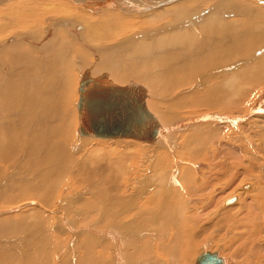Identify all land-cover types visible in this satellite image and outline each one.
Instances as JSON below:
<instances>
[{
	"label": "bare ground",
	"instance_id": "bare-ground-1",
	"mask_svg": "<svg viewBox=\"0 0 264 264\" xmlns=\"http://www.w3.org/2000/svg\"><path fill=\"white\" fill-rule=\"evenodd\" d=\"M99 55L110 64L96 70L102 80H120L112 69L131 68L170 88L171 110L206 113L177 119L157 108L160 120L151 112L158 107L156 101H146L147 89L141 85L146 110L160 129L153 141L82 135L80 88L85 79H100L89 77H96L93 59L99 65ZM173 61V66L186 63L163 72ZM190 87L194 92L184 95ZM190 122L188 130L181 131ZM81 137L126 140L114 161L121 174L112 168V185L107 175L98 182L85 170L103 162L107 167L116 150L98 145L79 159L77 148L85 145ZM243 137L249 138V145L234 143ZM133 141L151 148L132 149ZM227 150L235 151L228 152L230 162L224 159ZM187 161L197 162V168ZM202 161L208 171L198 177L195 169L198 173ZM144 165L152 167L151 175L142 172ZM227 165L244 168L231 173ZM23 166L36 174L17 179ZM15 167L20 168L16 173ZM70 172L81 194H97L96 204L91 199L83 203L93 207L72 208L79 195L61 197L57 192L64 190ZM236 176L246 182L238 188L253 191L237 196V207L228 209L223 199L222 206L212 195L213 182L221 177L235 181ZM92 180L91 189L84 185ZM151 180L152 187L146 188ZM176 180L181 192L171 184ZM0 185V207L22 210L0 217V237L15 239L13 246L0 245V264H70L65 253L75 251L69 249L79 238L75 247L80 255L74 264H156L145 257L160 255L162 264H194L200 252L212 253L207 241L238 242L240 252L246 251L249 240L264 233V0H0ZM104 194L127 199L105 221L100 211ZM144 194L150 195L145 199ZM244 215L243 221L238 218ZM225 221L237 231L232 236L220 233ZM65 231L70 234L58 235ZM121 235H126L123 241ZM259 244L255 241L247 253L254 254ZM135 254L142 256L138 262L133 261Z\"/></svg>",
	"mask_w": 264,
	"mask_h": 264
},
{
	"label": "rangeland",
	"instance_id": "rangeland-1",
	"mask_svg": "<svg viewBox=\"0 0 264 264\" xmlns=\"http://www.w3.org/2000/svg\"><path fill=\"white\" fill-rule=\"evenodd\" d=\"M25 1V0H24ZM29 1H31V0H29ZM32 1H34V0H32ZM6 6H7V4H6ZM5 6V7H6ZM2 7V6H1ZM9 31H10V29H8ZM12 30H14V28H12ZM8 32V31H7ZM12 35V34H11ZM16 36V35H15ZM172 53H173V51H172ZM115 54V53H114ZM99 61H100V64L98 65L96 62H97V58L96 57H94V59H93V62L95 63V70H94V68H93V71H95V76L96 77H92L91 75L89 76L90 78H92V79H95V78H100L99 77V74H97L96 73V70H102L104 67H108L109 68V66H110V64L109 63H105L104 61H103V56L102 55H99ZM174 62L175 61H173V62H171L170 63V66H169V69H167L166 67H164V70H163V72L164 71H167V70H172L174 67H177V66H181L182 64H184V63H186L185 61H181L178 65H175V66H173V64H174ZM116 63L118 64V67H120V66H122V64H121V60H117L116 61ZM116 69V68H115ZM129 69V71H126V69L124 68L123 70H121L120 72L119 71H117V70H114V68L112 69V73H113V75H116V76H119V77H121L122 76V79H120L119 80V78H117L116 77V80H113V81H111V80H109L108 78H106L108 81H111L112 83H116V84H118V85H122V86H124V85H126V84H128V83H130V82H133V83H135V84H140V85H142V86H144L146 89H147V94H148V97H147V102L149 103V101H148V99L149 100H151V101H156V103H157V105H155V106H158V107H156V109L155 110H152V109H150V111L152 112V113H154L157 117L159 116V110L160 111H163V112H165V114H171V117H175V118H177V119H180V118H188V116H189V114L191 115V116H193V115H199L200 113L201 114H205L206 112H203V111H198V114L196 113V114H192L190 111V113L189 112H187V111H183V110H178V109H172L171 110V107H169V105L170 104H172V101H169L168 99H171V98H169V92L171 91L170 90V88L169 87H167L166 85H163V84H161V83H159V82H157L156 80H153L152 78H151V82H150V78H145V77H143L142 76V73H138V74H135V73H133L132 72V69L131 68H128ZM130 72V73H129ZM130 75V76H132L133 77V79L132 80H129V79H127V77H123V76H125V75ZM140 75V77H138ZM142 79H143V81H145V82H148V85H147V83H145V82H143L142 81ZM150 90H153V92H151ZM203 90L204 89H200L199 90V93H202L203 92ZM260 90H263V89H260ZM77 91H78V87H77ZM158 92V93H157ZM162 92H164V94H166V96H163L164 94H161ZM194 92V88L192 87H190V88H188V89H186V90H184V95L185 94H190V93H193ZM260 92V91H259ZM259 92L258 93H256V96L259 94ZM181 93H183V92H179V93H176V97H175V101L179 98V97H181ZM175 94V93H174ZM152 95V96H151ZM156 96V97H155ZM151 97H153V98H151ZM151 98V99H150ZM147 102H146V104H147ZM77 107V106H76ZM147 107H148V104H147ZM159 110H158V109ZM149 109V108H148ZM173 112V114L172 113H170V112ZM207 112H209V111H207ZM158 113V114H157ZM210 114V113H209ZM208 114V115H209ZM212 114V113H211ZM210 114V115H211ZM174 115V116H173ZM246 115L247 114H245L244 115V117H246ZM170 116V115H169ZM159 119L161 118L160 116L158 117ZM76 120V114H75V112H74V121ZM161 120V119H160ZM78 121V120H77ZM250 121V119L248 120V119H246V121H244L245 123H248ZM218 121H216V120H213V123L214 124H217V125H219L218 123H217ZM192 123H193V121H192ZM191 122L188 124V126L187 127H185V128H181V131H185V130H188V128L190 127V125L192 124ZM225 124V123H224ZM239 125H241V124H239ZM239 125H237L238 127H239ZM237 127V128H238ZM240 128V127H239ZM77 129H78V125H77V127H76V129H75V136H77V138H79L78 137V134H77ZM231 130H234L233 128H231ZM174 132V131H173ZM240 133H241V130H240ZM224 136V135H223ZM228 137V136H227ZM82 138V137H81ZM175 139H178V137H176ZM247 139V140H246ZM80 140H84V141H82V142H84L83 144H85L84 146H82L81 148H83L84 147V149H82V150H80L79 148V146H78V151L75 153L76 154V156L75 157H79V159H85L89 154H91L93 151H95V149H98V148H95L96 146H101V145H103L102 146V148L103 149H107V150H116V153H115V155H113V161L112 162H109L110 163V165H108L107 167H106V164H104V162L103 163H101V164H99V165H96V164H94V166H88L87 167V170H85L86 171V176L87 177H90V178H93V179H95V180H99L98 182H101L100 180H104L105 178H106V175L109 177V181H110V184L112 185V182H113V179H114V177H111V174H113V172H114V170H115V172L117 173V176L119 175V174H121L120 172H119V170H118V167L117 166H115V164H114V161L115 160H117V159H119L118 157H117V154H119V150H121V147H122V145H125L126 144V140H122V139H117V140H108V139H94V138H90V137H84V138H82V139H80ZM86 140V141H85ZM229 141H230V139H228ZM246 140V141H245ZM86 142V143H85ZM137 143V144H134V143ZM133 141L130 145H129V147H131L132 149H134L135 147V149L136 150H140V147L142 148L141 150H142V152H144V151H147V150H149V149H147V148H151L150 147V145H148V144H146V143H144V142H137V141ZM77 143V144H76ZM101 143V144H100ZM128 143V142H127ZM234 143L235 144H237V145H239V144H243V145H249V143H250V140H249V138L248 137H243V139L241 138L240 140L239 139H236L235 141H234ZM74 144H76V146L77 145H79V141H77V139H76V142H74ZM135 146H134V145ZM138 144L140 145V146H138ZM142 144V145H141ZM150 144V143H149ZM127 145V146H128ZM108 148H107V147ZM114 148H113V147ZM117 146V147H116ZM143 146L146 148V149H144L143 148ZM125 147V146H124ZM139 147V148H138ZM86 148L87 149H91L90 151L89 150H86ZM138 148V149H137ZM125 149V148H124ZM143 149H144V151H143ZM124 152L126 153V152H128L129 153V149H128V147H126V150H124ZM228 152H230V153H234L235 151H233V150H227V151H225V152H223V153H226L228 156H226V157H224V159H225V161L226 162H230V159L229 158H227V157H230V156H232V155H229L228 154ZM77 154H79V155H77ZM141 155V154H140ZM236 155V154H235ZM234 161H237V160H234ZM186 163V162H185ZM185 163H183L182 165H185ZM187 163H190V165L192 166V168H193V170H194V168H197V162L195 163V162H192L193 164H191V162H188L187 161ZM21 164V163H20ZM4 165V164H3ZM75 164H72V170H77V168L74 166ZM146 165V164H145ZM143 166V168H142V172L143 173H147L146 175H151V170H152V167L150 168V169H147V167L146 166ZM201 167L203 168H199L198 169V173H197V170L195 169V175H197L198 177H199V175L200 176H202L204 173L203 172H206V171H208V169H207V167H208V165H207V163L205 162L204 163V161H202V163H201ZM68 165H65V170L68 168L67 167ZM96 166V167H95ZM114 167V168H113ZM117 167V168H116ZM145 167V168H144ZM205 167V168H204ZM22 169H18V167L16 168L15 167V169H14V172L16 173V170H19L20 171V173L21 174H17V176H16V178L18 179V177L19 178H22L23 176L24 177H27V176H29V177H33V173L34 174H36V170L34 171H32V167H30V168H27V169H25V167L23 166V167H21ZM23 168H24V171H23ZM107 168H109V172L106 170ZM114 170H113V169ZM226 168H228L229 170H231V173H239V170L241 169V168H244V165H237L236 167H233L232 165H227L226 166ZM28 169H30L28 172L27 171H25V170H28ZM207 169V170H206ZM23 172H22V171ZM205 170V171H204ZM31 171V172H30ZM89 171V172H88ZM99 171V172H98ZM148 171V172H147ZM38 172V171H37ZM133 172H135V174L137 175V174H139L140 172H139V168L137 167ZM142 172H141V174H142ZM203 174H202V173ZM223 172H225V171H223ZM245 172V171H244ZM244 172H243V174H244ZM98 173V174H97ZM200 173V174H199ZM230 174V172L229 171H226L225 172V174L227 175V174ZM29 174H31V175H29ZM202 174V175H201ZM207 174V173H206ZM243 174H242V176H243ZM208 175V174H207ZM70 176H71V172H70ZM196 176V177H197ZM74 176L72 175L71 176V178H67L66 179V184L65 185H62V188L64 189V190H62V192H60V191H57L59 194H60V196L61 197H63L62 195H64V194H67V196H70L71 194H73L74 195V197L76 196V195H79L77 198H75L76 200H75V202H74V205H73V207L72 208H75V207H77V208H79L80 210H81V208L82 209H84V208H88V207H93L96 203H95V197L97 196V194H81L82 192H83V190L81 189V187L80 186H78L77 184H76V182L75 181H71L72 179L74 180ZM98 178V179H97ZM220 178V177H219ZM25 179V178H24ZM232 180V181H231ZM235 181H233V179H229V177H221L220 179H219V182H213V183H215L213 186V193L214 194H212L213 196H217V197H214L216 200H219L220 201V204L222 205V203H223V200L225 201V202H227V203H230V202H233L232 201V198H235V201L233 202V203H231V204H229V205H225V202H224V207H227L228 209H231V207L233 206V205H236V207H237V205L239 204V202H238V200L240 199V197H239V199H238V197L237 196H241L242 194H249V193H252V191L253 190H249V192L248 193H246V192H244V191H242L241 190V188H238L239 187V185H243L244 183H246V182H244V183H242V178H241V176H236V178L234 179ZM69 181V182H68ZM152 181L153 180H151V181H146L145 182V186H146V188H149V187H152ZM18 182V181H17ZM71 182V183H70ZM75 182V183H74ZM34 183V182H33ZM74 183V184H73ZM94 183V180H92L91 182L89 181V182H87L86 184H84V185H86V187L87 186H89L90 187V189H91V187H92V184ZM180 183V180H176V181H171V184H172V186L174 187H176L177 189H178V187H179V184ZM147 184V185H146ZM253 184V183H252ZM76 187H75V186ZM83 185V186H84ZM125 185H127L128 186V184L127 183H125ZM1 186V185H0ZM73 186V187H72ZM226 186V187H225ZM236 186V187H235ZM65 187V188H64ZM238 189V190H237ZM2 189H0V191H1ZM60 190V189H59ZM178 190H180V192L182 191L181 189H180V187H179V189ZM241 191L240 193L241 194H237V191ZM228 194H230V195H228ZM1 195V194H0ZM101 195V194H100ZM123 195H125V194H123ZM126 195H128V194H126ZM148 195H150V194H144V197L143 198H145L146 199V197L148 196ZM227 195V196H226ZM235 195V196H234ZM2 196H3V194H2ZM231 198H230V197ZM233 196V197H232ZM195 197H197V196H195ZM226 197V198H225ZM68 198V197H67ZM100 198H101V204H100V211L102 212V214H103V221H105L106 219H108V216L110 215V214H112L113 212H116V211H118L119 210V205L120 204H123L127 199H125L124 197H120L119 199H115V198H113L112 196H111V194H104V195H102V196H100ZM90 199L91 200H93L94 201V203L93 204H84L83 205V203H84V201H88V202H91L90 201ZM223 199V200H222ZM231 199V201L230 202H228L229 200ZM201 200L203 201L204 199H202L201 198ZM237 200V201H236ZM205 201H207V202H209L206 198H205ZM27 202H25V204H26ZM31 204H32V202H30ZM34 204H36L35 202L33 203V206L32 207H34ZM211 204H214L213 202L211 203ZM30 205V204H29ZM27 207H28V204L26 205ZM87 206V207H86ZM223 206V205H222ZM18 206H16V205H11V206H8V207H0V217H5V215H8V214H13V213H15V212H17V211H21L22 212V210H21V207H19V208H17ZM23 207V206H22ZM36 207V206H35ZM194 207H197L196 205L194 206ZM235 207V206H234ZM233 207V208H234ZM22 209H24V208H22ZM48 209V208H47ZM237 210V209H236ZM236 210H234V211H236ZM239 210V209H238ZM46 213H49V212H47V211H45ZM220 212V211H219ZM127 213H129V212H127ZM127 213H125V214H123V215H126ZM245 216L246 215H244L243 217H238L239 219H241L242 221L245 219ZM70 219V218H69ZM81 219V218H80ZM125 219V218H124ZM72 220V219H71ZM78 220V221H77ZM76 221H75V223H73V225H77L76 223H78V222H80L79 221V218L77 219ZM102 221V222H103ZM73 222V221H72ZM83 227V228H82ZM81 228L82 229H85L86 228V226H82ZM85 227V228H84ZM87 227H89V226H87ZM91 227V226H90ZM89 227V228H90ZM73 228V227H72ZM80 228V230L79 231H82V229ZM92 228V227H91ZM146 231H148V230H146ZM210 231H212V229L210 230ZM239 231H242V230H239ZM237 231H234L232 228H230L229 227V225H228V223H227V221H225V226H223V230H222V232H220V233H224L227 237H229V236H232L233 235V233H236ZM83 233V232H82ZM88 233V232H87ZM67 234H70V232L69 231H65V232H63V233H61V232H58V235H64L65 237L67 236ZM263 235H264V233H262V234H260V236H258V237H255V238H252V239H255L252 243H251V241L249 240V243H250V245H252L253 243H255V241L257 242V244H258V242L260 243L259 245L261 246H263V248H264V237H263ZM64 236H62V237H64ZM71 236V235H70ZM126 236V235H121V240L123 241L125 238L124 237ZM79 237H81V234L78 236V238ZM157 237V236H156ZM261 237V238H260ZM158 238V237H157ZM258 238H260L259 240H258ZM80 239V238H79ZM79 239H76V240H74L76 243H74V242H72L71 243V248L69 249L70 251H71V249H74L75 251L74 252H77L76 253V255L77 256H75V258L73 259V254L72 253H74L73 251L71 252V256L69 255V251L68 252H66L65 253V259H70V261H72V262H70V264H74L75 262H74V260H76L77 258H79V255H80V251L79 250H77L76 249V247L78 246L77 245V243H79ZM257 239V240H256ZM262 239H263V241H262ZM78 240V241H77ZM10 241H12V242H10ZM261 241V242H260ZM3 242V243H2ZM10 242V243H9ZM12 243V244H11ZM207 243V245L208 244H212V247L210 246V245H208V247H210V249H211V251L212 252H217V253H219V256H221L222 258H224V260H225V264H226V262L228 263V262H231L232 263V261H233V263L232 264H264V252H260V253H258L259 251L258 250H260V251H262L263 250V248H261L260 249V246L259 245H257L255 248H256V250L254 249V254H248L247 253V251H249V244L248 245H246L245 246V249H246V251H243L242 253L240 252V250H239V248H238V245L237 244H239L238 242H236L234 245H231V244H229V243H223L222 241H220V242H218L217 244H214V243H211V242H205L204 244H206ZM262 243V244H261ZM9 244H11V246H13V245H15V239H7V238H4V237H0V245H4V246H9ZM75 244L77 245L76 247H75ZM203 244V245H204ZM153 245H155V243L153 244ZM206 245V246H207ZM237 245V246H236ZM240 245V244H239ZM234 246V247H233ZM259 246V247H258ZM261 246V247H262ZM200 247H201V244H199V246L196 248V250H195V252H196V254L199 252V250H200ZM97 248V247H96ZM237 248V249H236ZM205 250L206 249H208V248H204ZM234 249H235V251H234ZM248 249V250H247ZM77 250V251H76ZM239 250V254L240 255H238V253L236 252V251H238ZM124 250L121 248L120 249V252L122 253ZM231 251V252H230ZM242 251V250H241ZM257 252V253H256ZM115 253V252H114ZM155 253H157L156 251H155ZM231 253H233V254H231ZM237 254V256H236V254ZM109 255H112V252H109ZM233 255H235V256H233ZM253 256V257H252ZM140 257H142L141 255H138V254H135L134 255V257H133V261L134 262H138V260L140 259ZM233 257V258H232ZM235 257V258H234ZM146 259H148V261H152L153 263H156V264H162V263H165L164 261H165V259L160 255V256H146L145 257ZM160 258H162V260H160ZM64 259V260H65ZM187 259H189V260H192V258L191 257H189V256H187ZM230 259V260H229ZM57 260H58V263H60L61 262V260H63V258L61 257V260L60 259H58L57 258ZM235 262V263H234ZM186 263L188 264L189 263V261H186Z\"/></svg>",
	"mask_w": 264,
	"mask_h": 264
},
{
	"label": "water",
	"instance_id": "water-1",
	"mask_svg": "<svg viewBox=\"0 0 264 264\" xmlns=\"http://www.w3.org/2000/svg\"><path fill=\"white\" fill-rule=\"evenodd\" d=\"M80 90L82 135L132 138L144 142L153 141L159 135V126L144 105L141 85L117 86L101 78L85 79ZM194 264L223 263L214 252H200Z\"/></svg>",
	"mask_w": 264,
	"mask_h": 264
}]
</instances>
